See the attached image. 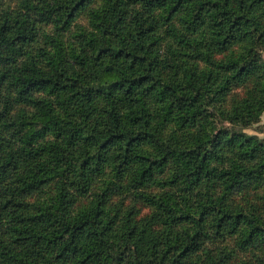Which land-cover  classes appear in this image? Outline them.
I'll return each mask as SVG.
<instances>
[{"label": "trees", "instance_id": "obj_1", "mask_svg": "<svg viewBox=\"0 0 264 264\" xmlns=\"http://www.w3.org/2000/svg\"><path fill=\"white\" fill-rule=\"evenodd\" d=\"M264 0H0V264H264Z\"/></svg>", "mask_w": 264, "mask_h": 264}, {"label": "rangeland", "instance_id": "obj_2", "mask_svg": "<svg viewBox=\"0 0 264 264\" xmlns=\"http://www.w3.org/2000/svg\"><path fill=\"white\" fill-rule=\"evenodd\" d=\"M264 127V117L261 118V122L259 124V126H253L247 129H244L243 131L247 134H256L259 137L263 136V133H261L259 130V128Z\"/></svg>", "mask_w": 264, "mask_h": 264}]
</instances>
